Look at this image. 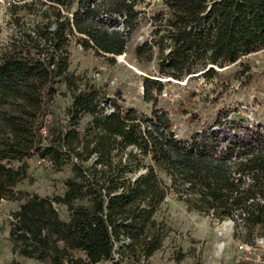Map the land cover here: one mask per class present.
Instances as JSON below:
<instances>
[{"label": "trees", "instance_id": "16d2710c", "mask_svg": "<svg viewBox=\"0 0 264 264\" xmlns=\"http://www.w3.org/2000/svg\"><path fill=\"white\" fill-rule=\"evenodd\" d=\"M138 1L31 0L12 7L34 6L39 17L32 24L15 17L23 29L0 45V200L22 199L10 220L14 253L48 264L149 258L162 244L155 213L171 189L190 210L231 218L246 234L264 227V124L225 112L182 138L169 113L156 106L161 78H144V97L154 101L151 114L119 105L108 111L99 88L76 83L69 70L73 37L115 59L140 24ZM164 2L171 17L151 39L161 48L158 76L182 80L208 65V74L216 73V65L264 49V0ZM152 47L148 40L139 45V58L146 49L151 57ZM62 78L73 101L68 122L51 125L48 103ZM88 113L92 118L81 131ZM33 156L58 170L72 166L63 194L14 191L28 177ZM6 264L26 263L13 258Z\"/></svg>", "mask_w": 264, "mask_h": 264}, {"label": "rangeland", "instance_id": "374dc122", "mask_svg": "<svg viewBox=\"0 0 264 264\" xmlns=\"http://www.w3.org/2000/svg\"><path fill=\"white\" fill-rule=\"evenodd\" d=\"M136 7L141 10L140 24L132 33L123 58L117 55L111 59L112 55L85 49L73 37L69 70L75 75L77 84L82 88L87 85L99 88L107 99L108 111L113 110L114 105H119L123 109L133 107L151 114L154 101L144 97V78H161L164 87L161 93H156V106L169 113L173 130L182 138H188L193 132L211 125L220 113L225 112L231 118L264 124V49L242 55L224 66L216 65V73L208 74V65L185 75L182 80L161 77L158 76L161 48L151 39H158L155 32L171 17V13L164 0H139ZM18 16L22 17V22L29 24L39 19L34 6L32 9L22 6L1 12L0 42L10 43L18 29H23L15 18ZM147 40L153 44L152 56L146 49L144 57L139 58L137 47ZM165 48L167 51L168 47ZM55 87L56 93L48 103L50 113L47 121L51 125L66 124L73 92L64 78ZM91 118L89 113L82 118L79 124L81 131ZM13 164L17 166L19 162L13 161ZM27 169L28 177L14 186L16 193L37 192L42 196L63 194L65 181L73 174L70 164L58 170L52 164L39 162L36 156L27 160ZM144 170L141 168V171ZM160 176L170 183L165 172L160 171ZM21 202L22 199L0 200V264H6L13 258L26 264H48L13 252L9 238L10 220ZM57 207L62 217L67 218V207L61 203ZM155 217L164 233L161 247L146 259L127 256L122 264H239V244L246 242L254 245L256 236H264V227L259 226L253 234H246L231 218L219 221L209 214L190 210L172 189L160 204ZM223 242L224 248L219 250L218 245ZM116 255L119 256V253ZM246 255L245 264H264V248L251 249ZM101 264L113 263L104 261Z\"/></svg>", "mask_w": 264, "mask_h": 264}, {"label": "built area", "instance_id": "2783aa9c", "mask_svg": "<svg viewBox=\"0 0 264 264\" xmlns=\"http://www.w3.org/2000/svg\"><path fill=\"white\" fill-rule=\"evenodd\" d=\"M29 1H31V0H0V13L1 12H7L12 7H14L16 5L25 4L26 2H29ZM0 44L3 45L4 43L0 42ZM39 162L52 164L51 161L46 159V158H39ZM258 247L264 248V236H256L254 245L246 243V242L240 243L238 246L239 251H238V255H237V260L238 261L246 260L248 258L246 253L248 251L250 252L251 249H258Z\"/></svg>", "mask_w": 264, "mask_h": 264}, {"label": "bare ground", "instance_id": "6f19581e", "mask_svg": "<svg viewBox=\"0 0 264 264\" xmlns=\"http://www.w3.org/2000/svg\"><path fill=\"white\" fill-rule=\"evenodd\" d=\"M120 58H123L124 57V54H121L119 55ZM230 228V227H229ZM225 228H221V230H224ZM224 245L225 243H220L218 246H219V250H222L224 248Z\"/></svg>", "mask_w": 264, "mask_h": 264}, {"label": "water", "instance_id": "95a60500", "mask_svg": "<svg viewBox=\"0 0 264 264\" xmlns=\"http://www.w3.org/2000/svg\"><path fill=\"white\" fill-rule=\"evenodd\" d=\"M210 66H211V65H210ZM208 68H209V67H208ZM208 68H207V69H208ZM159 79H160V78H159Z\"/></svg>", "mask_w": 264, "mask_h": 264}]
</instances>
